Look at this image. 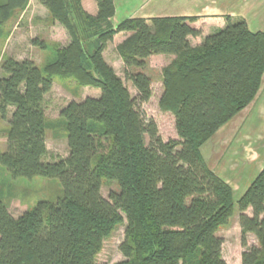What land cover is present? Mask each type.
<instances>
[{
	"label": "trees",
	"instance_id": "trees-1",
	"mask_svg": "<svg viewBox=\"0 0 264 264\" xmlns=\"http://www.w3.org/2000/svg\"><path fill=\"white\" fill-rule=\"evenodd\" d=\"M28 1L0 0V31ZM36 1L69 41L42 66L12 56L0 62V118L7 122L0 164L13 179L57 178L62 191L17 216L0 198V264H106L96 255L119 224L124 259L114 264H227L216 232L235 207L242 246L248 233L257 241L242 252V264H264V166L235 200L201 153L259 89L264 31L225 16L223 27L192 45L188 36L201 34L188 24L195 16L125 17L113 24V0H96V14L81 0ZM117 32L126 33L115 50L136 97L103 55ZM153 54L173 55L161 69L159 106L174 114L176 139L163 140L137 108L151 96L145 68ZM55 79L100 93L60 109L68 153L48 160L43 99ZM103 180L118 186L108 198Z\"/></svg>",
	"mask_w": 264,
	"mask_h": 264
},
{
	"label": "rangeland",
	"instance_id": "rangeland-1",
	"mask_svg": "<svg viewBox=\"0 0 264 264\" xmlns=\"http://www.w3.org/2000/svg\"><path fill=\"white\" fill-rule=\"evenodd\" d=\"M254 27V26H252ZM33 40L42 42L35 44ZM69 37L64 27L51 20L47 10L36 0H29L27 6L14 13L0 31V62L7 56L16 59H30L42 66L53 56V50L65 46ZM108 42L105 57L112 61L115 71L123 78L131 96L137 91L123 75V65L117 61L112 40ZM194 41H192L193 44ZM172 60L169 54L152 55L147 60L146 73L151 77V96L147 101L137 102V108L157 126L163 140L176 139L175 117L169 110L159 106L163 93L161 69ZM264 74V73H263ZM1 75V71H0ZM264 77V76H263ZM264 80L260 83L253 99L235 116L224 123L209 140L201 146V153L208 167L226 181L237 200L264 166ZM100 90L79 85L74 79H55L51 89L44 95L43 108L49 126L46 129L45 158L54 160L68 153L65 129L59 117L60 109L71 100H81L85 96H98ZM7 122L0 118V150L5 149ZM115 181L103 180L101 194L108 198L110 191H117ZM62 188L57 178L35 176L31 179H13L0 164V198L8 205L10 212L17 216L32 207L40 199L55 200ZM251 215V209L246 210ZM238 208L235 207L229 220L217 229L223 242L221 255L227 264H242L244 250L257 245L253 234L246 235L247 244H241L238 223ZM124 237V224L117 225L96 255L99 263L114 264L124 259L119 244Z\"/></svg>",
	"mask_w": 264,
	"mask_h": 264
},
{
	"label": "crops",
	"instance_id": "crops-1",
	"mask_svg": "<svg viewBox=\"0 0 264 264\" xmlns=\"http://www.w3.org/2000/svg\"><path fill=\"white\" fill-rule=\"evenodd\" d=\"M81 3L88 13L96 14V0H81ZM113 5L114 13L110 19L113 24L125 17L150 19L152 17L166 16H195L196 19L188 22V24L192 28L200 30L201 34L188 36V41L191 44L194 41L192 45L199 44L203 36L223 27L225 25V16L241 17L246 21L250 30L264 31V0H113ZM125 36V32H117L112 39L117 61L122 65L123 63L115 50V46ZM109 43L111 42L109 41ZM105 50L103 51L105 60L115 69L114 63L106 59ZM171 56L173 58V55ZM263 76L264 74L262 75L261 83L264 80Z\"/></svg>",
	"mask_w": 264,
	"mask_h": 264
}]
</instances>
